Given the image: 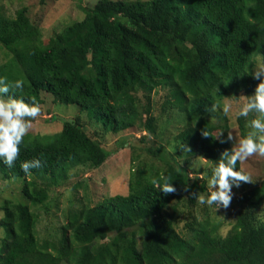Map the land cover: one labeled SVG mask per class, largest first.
Listing matches in <instances>:
<instances>
[{"label": "trees", "instance_id": "trees-1", "mask_svg": "<svg viewBox=\"0 0 264 264\" xmlns=\"http://www.w3.org/2000/svg\"><path fill=\"white\" fill-rule=\"evenodd\" d=\"M84 13L44 42L25 8L13 16L0 12V75L23 81L5 98L40 106L48 94L76 106L105 133L138 128L142 143L159 136L160 119L169 126L174 118L180 127L165 145L145 146L160 166L134 164L126 194L69 213L60 237L45 240L38 239L31 206L44 205L48 185L65 180L69 170L98 168L110 151L78 116L57 133L27 134L13 166L0 161L2 179H22L27 202L0 205V264H264V179L242 186L225 235L206 205L199 207L200 195L209 194L206 178L232 149L221 124L223 101L250 96L259 84L251 69L256 57L264 58V0H98ZM158 90L164 97L157 106L151 100ZM245 121L238 117L241 137L248 133ZM33 158L41 166L25 173L21 162ZM190 158L209 168L190 177ZM160 175L175 192L152 185Z\"/></svg>", "mask_w": 264, "mask_h": 264}, {"label": "rangeland", "instance_id": "rangeland-1", "mask_svg": "<svg viewBox=\"0 0 264 264\" xmlns=\"http://www.w3.org/2000/svg\"><path fill=\"white\" fill-rule=\"evenodd\" d=\"M98 0H82L80 5L78 1L73 0H0V12L13 16L17 9L25 8L31 21L38 25L42 40L47 42L50 37H53L64 26L71 22L81 20L85 13L84 8H90ZM3 53L0 51V62L2 61ZM253 74L256 72H264V58L258 56L255 58L251 69ZM264 78V77H261ZM259 79V83L261 82ZM245 96V97H244ZM164 97V91L158 90L152 93L151 102L159 105ZM43 104L40 105V112L33 119L32 128L28 134L32 135H50L57 133L62 128V123L67 120L79 117L84 124L87 132L92 138L97 140L102 146L110 151V156L105 163L94 168L91 166H78L68 171L67 178L59 181L56 184L48 185V199L44 205H32L31 209L38 215L36 223V233L39 240L58 239L61 235V227L66 224L69 213L78 212L83 206H94L97 202L115 194H126L129 181L130 171L134 164H139V161L160 166L159 161H156L149 156L145 149L152 147L155 144H166L167 137H173L176 134V129L180 126L177 121L171 119V124L165 126L164 121H158L157 132L158 137L147 136L146 143L139 141V138L144 135V132L138 128H131L118 133H105L101 130L100 125L89 122L84 113H80L76 106L64 105L56 102L52 96L48 94L42 95ZM246 102V95L242 93L238 98H228L223 101L222 108L225 112L227 124L226 135L232 136L230 145L234 150L240 139L238 115L240 107ZM227 108V111L225 110ZM246 118L245 126L248 132L251 131L249 122L255 118L254 113H249ZM174 134V135H173ZM216 134H220L216 132ZM161 138V139H160ZM133 145L135 148L131 146ZM156 146V145H155ZM171 147V146H170ZM138 156V161L135 162L133 155ZM135 156V157H136ZM188 165H185L190 172V177L194 169L209 168V163L204 159L197 160L190 158ZM241 171L248 174L251 182L241 181L232 185V199L227 208L205 206L211 213L212 217L221 223V233L225 235L232 224L234 223L236 206L233 203L241 191L243 185H258L264 179V157L253 155L245 161H239ZM183 164V163H182ZM184 165V164H183ZM213 169L211 170L212 174ZM210 174V175H211ZM201 176H204L202 174ZM209 177L207 180V189L212 191L209 185ZM39 185L47 186V180L34 177ZM22 179L20 177L4 180L0 176V205L6 199H11L15 202H26L21 195ZM27 203V202H26ZM202 204L199 206L201 207ZM196 210L198 218H203L202 213ZM261 215H264V207L259 210ZM3 213L0 209V219ZM211 217V216H210ZM3 236V230L0 227V238Z\"/></svg>", "mask_w": 264, "mask_h": 264}, {"label": "clouds", "instance_id": "clouds-1", "mask_svg": "<svg viewBox=\"0 0 264 264\" xmlns=\"http://www.w3.org/2000/svg\"><path fill=\"white\" fill-rule=\"evenodd\" d=\"M254 77H264V72H256ZM22 86V80L9 81L6 76L0 75V161L8 167H12L17 160L21 144L32 128L33 119L40 112L39 105L35 103L29 104L14 96L5 98L4 94L12 89H21ZM225 110L227 111V108ZM249 113L255 114V118L249 122L251 131L240 139L234 150H225L221 154L222 159L209 177L212 191L207 195H200L201 204L216 209L227 208L232 199V185L237 181L251 182L248 174L236 170L237 162L245 161L253 155L264 157V78H261L254 93L246 96V102L240 107L238 115L247 117ZM228 139L232 140L230 134ZM40 166L41 160L38 158L25 160L20 164L25 173ZM151 183L165 194L176 191L169 178L164 175L153 177Z\"/></svg>", "mask_w": 264, "mask_h": 264}]
</instances>
